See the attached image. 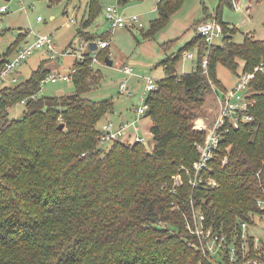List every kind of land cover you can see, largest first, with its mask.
<instances>
[{"label": "trees", "instance_id": "obj_1", "mask_svg": "<svg viewBox=\"0 0 264 264\" xmlns=\"http://www.w3.org/2000/svg\"><path fill=\"white\" fill-rule=\"evenodd\" d=\"M99 1L88 0L87 19L77 30L76 37L85 43H96L87 29L101 13ZM131 1L119 0V4ZM184 2L160 0L157 19L142 31L143 38L153 39ZM234 3L219 0L214 13L193 27L210 18L221 24L219 45L207 47L196 29L190 42L160 63L165 77L146 100L151 144L115 142L100 148L99 128L112 121L104 119L114 111L115 102L83 97L104 81L91 61L75 62L71 96H40V84L50 75L42 67L16 86L0 88V264L264 261V247L260 243L255 250V238L248 231L243 237L239 227L243 221L252 226L256 216H264V206H259L264 202V73L251 84L253 121L226 136L212 163V175L220 186L192 190L185 174L198 158L196 144L205 139V133L193 129L197 110L213 87L228 90L218 78V66L237 75L240 61L247 73L264 65V39L249 33L237 43V28L223 20L224 10L234 9ZM27 36L20 34L8 48L0 72ZM175 42L163 44L162 49L167 51ZM107 50L99 52L100 62L110 60ZM190 51L196 52V69L179 75L183 54ZM23 101L27 103L22 117L10 118L9 109ZM178 175L184 184L173 192V177ZM190 197L195 199L194 207L205 213L207 224L235 242V261L230 260L229 248L221 258L206 259L194 246L185 219L191 218L192 206L186 202Z\"/></svg>", "mask_w": 264, "mask_h": 264}, {"label": "rangeland", "instance_id": "obj_2", "mask_svg": "<svg viewBox=\"0 0 264 264\" xmlns=\"http://www.w3.org/2000/svg\"><path fill=\"white\" fill-rule=\"evenodd\" d=\"M156 1L132 0L127 5H120L119 0L99 1L101 13L87 29V32L95 36L98 45L105 37L106 41L110 42L107 53L113 65L108 66L106 63L100 62L94 66V69L102 71L104 81L102 85L94 88L83 97L92 101L112 99L115 102L114 111L104 121L111 116V119L115 120L114 118L118 115L125 113L129 115L141 105L143 90L140 89L139 83H142L144 78H150L157 82L164 79L165 68L160 63L168 56L176 54L192 40L197 29L196 26L194 30V25L199 20L209 18L216 10L219 2L218 0H185L181 10L171 17L169 24L163 30L153 39H144L142 31H147L150 22L157 19L158 16L157 12L152 10V6ZM237 1L235 0L234 9H225L230 15L228 19L233 21L237 27L234 40L237 43H242L246 33L255 34L257 39L263 40L264 0H239L238 9L236 8ZM87 4L88 0H24L23 3L18 0H0V7L7 6L9 8L0 22V62L3 60L8 48L24 32L30 34L29 40L35 36H49L53 40L55 51L58 53L55 59H50L47 50L32 54L19 70L13 72L8 78L9 87L16 86L21 81H26L39 67L49 70L50 74L61 76L66 75L67 72H72L75 68L76 57L74 55L59 56V54L69 47H72L74 54H79L82 46L86 50L85 42L77 38L76 34L81 22L87 19ZM109 7L117 8L121 14L128 17L138 16L144 27L140 28L137 25L133 30L126 28L113 29L105 17V12ZM39 17L42 18V22L37 21ZM209 20L206 24L211 22ZM170 41L176 42L171 48L164 51L162 45ZM214 43L219 45L221 40L216 39ZM24 45L25 43L22 47ZM189 62L191 61H180L178 66L179 75L192 71V64ZM125 66H131L134 69L133 76L127 77L123 73L122 69ZM243 68L244 62L240 61L237 75L242 74ZM217 74L219 80L228 89L234 87L238 82L237 75L232 74L223 66H218ZM13 79H16L17 83H11ZM125 81L131 88L132 96L122 95L120 92V85ZM74 92L72 82L59 80L55 84L48 83L45 85L40 92V96H71ZM220 94L221 92L216 90L215 87L206 94L203 106L197 110V118L193 122L194 130H196V125L200 124V122L197 123L199 120H204L207 123L216 115L218 108L217 96ZM24 110L25 106L18 104L9 109V117L20 119ZM150 126H152V122L147 117L140 124L141 134L151 144ZM247 230L249 236L257 238L261 243V247H264V216H256L254 224L249 226ZM244 237L246 238V234ZM258 256H261V254H258Z\"/></svg>", "mask_w": 264, "mask_h": 264}, {"label": "built area", "instance_id": "obj_3", "mask_svg": "<svg viewBox=\"0 0 264 264\" xmlns=\"http://www.w3.org/2000/svg\"><path fill=\"white\" fill-rule=\"evenodd\" d=\"M23 3L24 0H18ZM240 2L237 1L236 8H239ZM7 6L0 7V22L3 15L8 11ZM105 17L110 22L113 29H130L133 30L138 25L143 28L144 25L140 22L138 16L128 17L125 14H121L117 8L109 7L105 12ZM38 22H42V18L37 19ZM73 22V21H72ZM223 27L216 21H211L208 24L204 23L197 27V34L205 39L207 47L214 45L216 39H222ZM90 43H85V48L82 46L79 54H74L72 47H69L59 56L74 55L76 62L80 64L86 60L91 61L92 66L99 64V51L109 49V41H101L99 43L97 51L92 52L90 49ZM42 50H47L50 55V59L57 58L58 53L55 51V45L53 40L49 36H35L29 40L26 45L20 48L15 56L6 61L0 72V88L8 87L7 80L13 72L19 70V68L29 59V57ZM183 61H191L193 63V69H196V56L194 51L185 52L182 57ZM74 68L71 73L67 72L66 75L50 74L40 84L41 90L48 83L55 84L59 80H65L72 82L73 75L76 73ZM123 73L127 77L133 76L134 69L131 66H125L122 69ZM259 73H264V65L261 64L256 67L252 72H242L239 75L238 82L234 87L228 89L226 92H221L218 98V108L216 115L211 118L207 123L201 120L200 125H196L197 132L205 133V139L203 142L196 144L198 152V158L193 165V168L186 170L185 174L189 179L188 187L196 191H206L210 189H216L220 185L213 177L212 163L215 162L218 152L221 148V143L224 141L227 135L234 130H239L243 124H247L253 121V116L250 111L252 108L251 96V84L257 78ZM17 83L16 79H13L11 83ZM140 89L143 90L141 95V105L134 110L135 118L131 121H120L114 123L112 121L104 122L99 128V146L106 149L109 145L115 142L130 143H146L147 139L141 134L140 124L146 118V113L149 109L146 103L149 93L157 89V81L144 78L142 83H139ZM131 88L127 84V81L120 85V92L122 95H130ZM27 101V100H26ZM23 101V105L27 103ZM198 123V122H197ZM227 163V158L224 159L223 164ZM174 187L173 192L179 190L184 182L181 175L173 177ZM187 203L191 204V218L188 220L186 217V225L192 236L195 237V247L202 251L204 258L209 259L217 256L221 258V253H224L226 248L230 249L231 262L236 260L235 257V242H229L226 236L222 232H218L212 225L207 224V217L200 207H194L195 199L190 197L187 199ZM264 202H259V206H262ZM182 212V211H181ZM184 213V211L182 212ZM239 227L244 237L249 228L248 223L240 222ZM255 250H259L260 243L256 238L254 240ZM244 248V246H243ZM211 258V259H212ZM254 264H264V261H255Z\"/></svg>", "mask_w": 264, "mask_h": 264}, {"label": "crops", "instance_id": "obj_4", "mask_svg": "<svg viewBox=\"0 0 264 264\" xmlns=\"http://www.w3.org/2000/svg\"><path fill=\"white\" fill-rule=\"evenodd\" d=\"M148 1V0H147ZM160 0H157L156 1V3L152 6V10L153 11H155V12H157V4H158V2H159ZM219 1V0H218ZM239 1V0H238ZM219 3V2H218ZM218 6V5H217ZM227 9V8H226ZM230 15H229V12L227 11V10H224V12H223V20H224V22L225 23H227L229 26H231V27H236V25L233 23V21H230L229 19H228V17H229ZM237 28V27H236ZM246 34H249V33H246ZM245 34V35H246ZM252 34V33H251ZM244 35V36H245ZM256 39H257V37H256V35L255 34H252ZM29 39H30V34L28 33V36H27V40H25L24 42H23V44L25 43V45H26V43L29 41ZM258 40H261V39H258ZM22 44V45H23ZM22 45H20L17 49L19 50L20 48H22ZM24 45V46H25ZM23 46V47H24ZM17 51H15V53H16ZM12 55H14V53L12 54ZM11 55V56H12ZM189 63H191L192 64V71H193V63L192 62H189ZM191 71V72H192ZM130 114H131V117H130ZM128 117H130V118H128ZM112 118V116L109 118L110 120H112L111 119ZM134 118V112H132V113H129V115L127 114V113H125V114H121V115H118L117 117H115L114 119L115 120H112L113 122H115V123H118V122H120V121H122V120H124V121H130V120H132ZM150 128H151V126L149 127V130H150Z\"/></svg>", "mask_w": 264, "mask_h": 264}, {"label": "water", "instance_id": "obj_5", "mask_svg": "<svg viewBox=\"0 0 264 264\" xmlns=\"http://www.w3.org/2000/svg\"><path fill=\"white\" fill-rule=\"evenodd\" d=\"M90 49H91L92 52L97 51V49H98L97 44H96V43H91V44H90ZM105 63H106L108 66H112V65H113V62H112L111 60H108V59L106 60ZM199 122H201V120H199L198 123H199ZM60 129L63 130V129H64V125H61V126H60Z\"/></svg>", "mask_w": 264, "mask_h": 264}, {"label": "bare ground", "instance_id": "obj_6", "mask_svg": "<svg viewBox=\"0 0 264 264\" xmlns=\"http://www.w3.org/2000/svg\"><path fill=\"white\" fill-rule=\"evenodd\" d=\"M200 124H201V123H200ZM200 124H199V125H200Z\"/></svg>", "mask_w": 264, "mask_h": 264}]
</instances>
